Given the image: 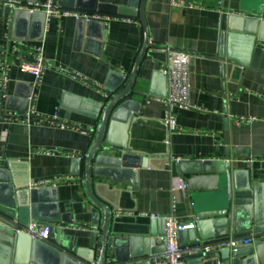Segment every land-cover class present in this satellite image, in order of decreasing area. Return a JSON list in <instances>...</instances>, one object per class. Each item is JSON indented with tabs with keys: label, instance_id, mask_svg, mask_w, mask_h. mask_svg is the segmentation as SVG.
<instances>
[{
	"label": "crops",
	"instance_id": "obj_1",
	"mask_svg": "<svg viewBox=\"0 0 264 264\" xmlns=\"http://www.w3.org/2000/svg\"><path fill=\"white\" fill-rule=\"evenodd\" d=\"M45 1L0 0V66L9 65L0 101V170L14 162L29 186L73 177L45 186L53 188L60 213L69 221L61 228L60 244L75 249L89 246L93 233L89 225L99 211L87 192L82 157L95 140L112 89H123L121 76L127 77L133 69L144 31L136 17L88 11L103 17L92 22L71 16L47 20L43 11L25 8ZM98 1L138 5V0ZM145 18L149 46L133 88L145 93L136 97L143 102L141 113L129 125H118L111 138L140 154H168L170 162L135 169L136 188L128 179L112 180L92 172V191L113 211L111 231L121 240L149 232L153 218L144 213L172 214L189 223L192 192L215 188L217 168L209 174L181 176L177 159L229 160L236 179L264 182V0H185L178 6L170 0H146ZM255 26L256 33L250 34ZM36 45L43 46L52 65L37 88L34 111L42 116L58 111L69 123L90 128L86 133L49 121L25 124L9 119V114H24L30 108L34 76L19 64L31 58ZM168 49L191 56L190 97L195 106L174 110L178 131L173 133L164 122L165 97L159 94L168 91L166 80L155 74L166 64ZM181 181L185 189L179 188ZM42 204L54 209L53 203ZM7 255L0 243V263ZM38 262L49 264L40 258Z\"/></svg>",
	"mask_w": 264,
	"mask_h": 264
},
{
	"label": "water",
	"instance_id": "obj_2",
	"mask_svg": "<svg viewBox=\"0 0 264 264\" xmlns=\"http://www.w3.org/2000/svg\"><path fill=\"white\" fill-rule=\"evenodd\" d=\"M58 2L64 8L136 17L143 27L144 42L130 74L121 76L123 89L118 92L117 88L112 89L114 93L106 103L95 140L82 157L87 192L99 209L89 225L93 229L89 246L68 249L60 244L61 228L69 221L60 213V203L52 195L53 188L29 186L27 177L20 178L15 170L17 165L9 162L6 170H0V243L8 254L0 264H41L38 258L49 264H164L166 240L162 237L168 215L153 218L145 236L121 240L111 231L115 220L113 211L94 195L91 186L93 172L95 176L112 180L128 179L136 188L138 172L135 169L164 167L170 162L168 154H140L111 138L118 125H129L141 113L143 102L136 97L145 93L133 88L139 64L149 46L146 0H138L137 6H117L98 0ZM255 27L249 31L250 34L256 33ZM155 74L163 76L167 84V78L161 71ZM159 94L166 97L167 91ZM176 165L181 176L189 177L213 173L217 168L215 188L198 192L190 189L193 191V215L189 224L193 227L177 233L178 261L182 264H264V182L251 178L246 181L239 177L236 179L231 162L220 158L177 159ZM219 165L224 168L218 169ZM118 173L122 176L118 177ZM43 201L53 203L54 209L43 207ZM36 223L51 225L48 239L33 237L28 232V227ZM243 240L250 242L245 244ZM121 242H124L123 247Z\"/></svg>",
	"mask_w": 264,
	"mask_h": 264
},
{
	"label": "built area",
	"instance_id": "obj_3",
	"mask_svg": "<svg viewBox=\"0 0 264 264\" xmlns=\"http://www.w3.org/2000/svg\"><path fill=\"white\" fill-rule=\"evenodd\" d=\"M9 2H6V4ZM172 6L184 5L185 0H170ZM189 6H193L192 3H188ZM26 9L36 12L43 11L46 15V19L50 20L53 17L62 18L65 16H71L77 20H84L90 22L93 20L102 19V14L98 12L79 11L75 9L63 8L57 2V0H46L45 2H33L25 6ZM109 19V17H106ZM190 59L189 53L181 50L168 49L167 61L164 67L161 68L162 73L167 78V96L163 99L166 111L164 122L167 125L169 132L173 133L178 131V125L176 122L174 110L175 109H189L195 108L191 102V84H190ZM50 60L44 56V50L42 45H36L33 49V53L30 59H22L19 67L22 71L28 72L34 76V82L32 84L31 93L28 97L30 108L24 114H9L11 121H17L25 124L40 123L42 121H49L51 124L59 128H78L83 133H86L90 128L81 127L77 124H71L66 119L61 118L56 111L51 116H42L34 111L32 105L37 100V88L42 82L46 70L51 66ZM9 65L4 64L0 66V101L4 96V91L8 81ZM44 153L54 154L55 150H42ZM73 177L56 178L53 180L42 181L34 187L45 186L48 184L55 185L59 181H69ZM179 188H186V183L181 181ZM151 218L157 219L161 215L154 213H144ZM193 227L192 224L179 221L172 214L166 217L165 234L162 237L166 240L165 251L163 252L164 264H182L178 261L179 248L177 243V233L179 231ZM51 231L50 224H31L28 227V232L33 237L40 239H48ZM249 240H243L242 243H248Z\"/></svg>",
	"mask_w": 264,
	"mask_h": 264
}]
</instances>
